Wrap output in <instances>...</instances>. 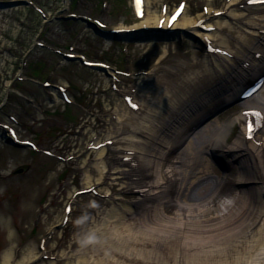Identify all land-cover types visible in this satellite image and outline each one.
Returning a JSON list of instances; mask_svg holds the SVG:
<instances>
[{
	"label": "rangeland",
	"instance_id": "1",
	"mask_svg": "<svg viewBox=\"0 0 264 264\" xmlns=\"http://www.w3.org/2000/svg\"><path fill=\"white\" fill-rule=\"evenodd\" d=\"M28 1L33 5L17 1L0 6V124L13 126L21 141L30 140L38 148L13 145L0 127V264L11 249L13 264H17L30 247L37 257L30 264H105L113 257L116 263L129 264L128 252L134 264H216L212 254H219L218 246L207 250L202 243L208 240L202 241L200 235L205 214L196 216L184 210L179 219L175 214L179 208L171 207L167 220L157 228L160 200L146 199L143 207L133 204L144 197L139 190L134 191L138 183L131 181V176L107 175L98 185L99 156L97 150L90 149L98 135L102 141L107 133L124 138L115 127L121 126L116 121L126 111L124 96L135 95L131 90L155 94L166 86L179 96L214 84L215 75L188 82L194 72L206 69L204 50L194 48L198 44L184 35L168 43L109 40L88 23L66 17L98 19L111 30L139 25L155 15L161 17L163 5L170 14L186 1L185 14L179 21H205L220 12L227 0H145L144 18L135 16L131 0ZM258 10H264V6L252 7L249 12ZM220 17L223 21L224 16ZM230 42L237 49L243 46L237 40ZM166 44L167 52L162 56ZM56 51L105 62L117 79L85 67L80 60H67ZM43 82H50L51 87H44ZM56 86L69 88L73 104L58 96ZM164 101L160 97L155 103L162 105ZM243 110L235 104L210 121L231 123ZM242 128L235 123L227 144L240 135ZM46 150L54 156H48ZM114 155V150L106 151L104 161L111 164L110 169L117 166L111 162ZM212 168L215 176H224L217 166ZM89 170L94 192L80 194L89 189ZM237 175L234 168L231 177ZM69 205L71 211L66 214ZM212 208L213 216L220 207L215 202ZM168 218L175 224L184 221L187 226L170 225Z\"/></svg>",
	"mask_w": 264,
	"mask_h": 264
},
{
	"label": "bare ground",
	"instance_id": "2",
	"mask_svg": "<svg viewBox=\"0 0 264 264\" xmlns=\"http://www.w3.org/2000/svg\"><path fill=\"white\" fill-rule=\"evenodd\" d=\"M249 10L246 0H229L221 9L223 21L221 17L213 16L198 26L199 20H186L177 21L168 28L166 19L164 32L159 35L149 32L150 36H158L168 43L169 36L177 37L189 31L193 36L191 41L210 40L218 49L227 51L226 55H206V69L194 72L188 78V82H194L200 77L215 75L216 82L194 94L186 91L178 96L166 86L158 88L155 94H136L132 102L138 106L137 109L124 105L127 106L126 111L123 110L116 121L121 126L115 129L124 138L120 140L118 137V140L107 133L104 141L97 136L94 139L98 140L91 144L105 143L97 152L98 185L107 175L131 176V181L138 183L134 191L139 190L144 197L133 204L143 207L146 199L160 200L156 216L160 225L157 228L167 220L166 213L171 207L179 208L175 212L180 215L179 219L183 218L180 211L184 210L196 216L205 214V225L199 227L200 235L202 241L208 240L202 243L207 250L213 247L215 250L218 246L219 252H216L219 254H212L216 264H264V117L263 126L253 141L246 133L250 118L248 110L260 109L264 116V88L257 97L245 100V112L233 122H211L207 118L212 112L221 111L235 97L236 89L247 85L255 75L264 73V10ZM163 17L155 15L135 27L118 28L129 29L133 33L139 28L158 30ZM213 18L218 19L212 21ZM166 31L171 34H164ZM230 39L237 40L242 48L237 49ZM251 39L255 41L251 43ZM166 52L167 44L162 56ZM160 97L165 100L162 105L155 103ZM235 122L243 125V131L231 144L224 146ZM112 148L116 155L111 162L115 161L117 166L110 169L108 166L111 164L107 165L108 161L104 159L106 151ZM215 155L220 156L227 168L223 177L215 176L212 171L213 165L219 168ZM234 168L238 169V175L232 178ZM90 171L88 188L92 185ZM247 186L251 188L244 189ZM215 202L220 208L214 210L216 212L212 216ZM171 219L168 218L170 225L175 222ZM184 224L183 221L175 225L187 226ZM125 254L129 264H134L130 262V259L134 260L132 254ZM36 258L34 249L30 247L17 264H30ZM2 260V264H13V249L8 250ZM106 260L105 264H123L120 261L116 263L118 260L114 261V257ZM78 264L84 262L79 261Z\"/></svg>",
	"mask_w": 264,
	"mask_h": 264
}]
</instances>
